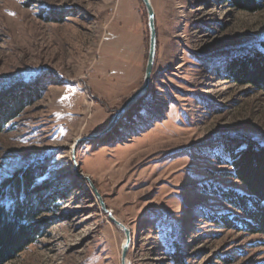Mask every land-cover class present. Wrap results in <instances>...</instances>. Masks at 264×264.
I'll return each instance as SVG.
<instances>
[{
	"label": "rangeland",
	"instance_id": "rangeland-1",
	"mask_svg": "<svg viewBox=\"0 0 264 264\" xmlns=\"http://www.w3.org/2000/svg\"><path fill=\"white\" fill-rule=\"evenodd\" d=\"M150 2L156 53L148 90L126 111L130 119L78 143L77 171L128 229L127 264H172L165 226L179 229L186 264H264L262 236L198 214L222 205L208 185H238L208 149L212 140L244 135L264 144V92L214 73L230 48L264 38V0L257 12L226 0ZM148 44L140 0H0V95L44 83L42 96L0 132V184L34 168L37 184H63L36 219L45 225L33 242L2 264H120L125 234L75 174L71 147L102 131L142 85Z\"/></svg>",
	"mask_w": 264,
	"mask_h": 264
},
{
	"label": "trees",
	"instance_id": "trees-1",
	"mask_svg": "<svg viewBox=\"0 0 264 264\" xmlns=\"http://www.w3.org/2000/svg\"><path fill=\"white\" fill-rule=\"evenodd\" d=\"M226 2L247 12H257L263 7L262 0ZM230 49L232 52L229 55L222 54L223 63L229 60L225 68L216 69L214 73L231 83L246 84L255 91L264 92V38ZM31 82L29 87L13 84L9 89H3L0 95V132L27 105L42 96L43 81ZM5 90L7 92L4 93ZM128 112L120 122L131 118ZM212 141L213 145H208V149L216 160L227 167L224 176L238 185H208L203 190L210 191L215 201L222 205L213 210L202 209L198 214L213 226L264 238V144L244 135L223 136ZM35 170L14 175L0 184V264L12 260L33 242L39 227L45 225L44 220L41 223L35 222L36 219L63 190L60 182L51 184L45 181L44 186L37 184L38 175L33 173ZM79 186L83 188L82 183ZM177 231L179 229L174 226H165L162 234L166 236L164 241L169 248L172 264H186L181 251L182 237ZM224 257L221 259L225 262H232L231 257Z\"/></svg>",
	"mask_w": 264,
	"mask_h": 264
},
{
	"label": "water",
	"instance_id": "water-1",
	"mask_svg": "<svg viewBox=\"0 0 264 264\" xmlns=\"http://www.w3.org/2000/svg\"><path fill=\"white\" fill-rule=\"evenodd\" d=\"M146 8L147 12V26H148V32H149V44H148V56L145 64L144 69V75H143V82L142 85L132 94L130 95L121 105V107L112 115L110 118L107 126L100 132L90 134L88 136H84L81 138H77L74 142V145L71 147V156L72 160L74 162L73 167L75 168V174L78 175V177H81L84 179L91 191L93 192L97 202L100 205V209L102 212H104L108 219L113 223L115 226H117L119 229H121L125 234V241L121 246V253H120V264H127L126 262V254L129 248L130 243V237H129V231L126 228L124 224H122L120 221H118L112 214V211L108 210L105 206V203L103 202L102 197L100 196L98 190L92 183L91 179L81 174L77 171L78 164L75 161V147L78 145L80 141L83 140H91L94 138L101 137L102 135L108 133L124 116L126 111L134 104L136 103L142 96H144L148 90L152 68L154 65V59H155V53H156V29H155V21H154V10L152 7V4L150 0H141Z\"/></svg>",
	"mask_w": 264,
	"mask_h": 264
},
{
	"label": "bare ground",
	"instance_id": "bare-ground-1",
	"mask_svg": "<svg viewBox=\"0 0 264 264\" xmlns=\"http://www.w3.org/2000/svg\"><path fill=\"white\" fill-rule=\"evenodd\" d=\"M76 140V139H75ZM75 140H74V142H75Z\"/></svg>",
	"mask_w": 264,
	"mask_h": 264
}]
</instances>
